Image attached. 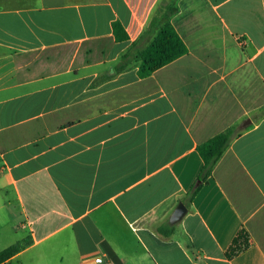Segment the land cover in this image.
<instances>
[{
    "label": "crops",
    "instance_id": "1",
    "mask_svg": "<svg viewBox=\"0 0 264 264\" xmlns=\"http://www.w3.org/2000/svg\"><path fill=\"white\" fill-rule=\"evenodd\" d=\"M159 1L0 0V250L32 240L8 264H264V0H179L187 53L115 70ZM237 124L185 204L198 147Z\"/></svg>",
    "mask_w": 264,
    "mask_h": 264
},
{
    "label": "trees",
    "instance_id": "2",
    "mask_svg": "<svg viewBox=\"0 0 264 264\" xmlns=\"http://www.w3.org/2000/svg\"><path fill=\"white\" fill-rule=\"evenodd\" d=\"M178 1L179 0L159 1L144 32L145 35H148L157 31V35L146 49L141 51L138 50L136 46H133L129 51L123 54L115 70H124L132 64L133 60H138V75L145 78L187 53L186 45L171 22L173 16L178 12ZM113 29L118 37V29H122V26L119 22H115L113 24ZM244 131L245 130L242 129L239 124L233 125L198 147V152L203 159L204 165L195 183L186 194L184 199L185 204L192 203L204 185L207 184L223 155ZM173 232L174 230L172 229L170 235L173 234ZM31 244L32 240L25 238L4 250H0V264H8L10 259ZM250 247V236L246 229L242 228L233 239L225 256L228 260H232L248 251Z\"/></svg>",
    "mask_w": 264,
    "mask_h": 264
},
{
    "label": "water",
    "instance_id": "3",
    "mask_svg": "<svg viewBox=\"0 0 264 264\" xmlns=\"http://www.w3.org/2000/svg\"><path fill=\"white\" fill-rule=\"evenodd\" d=\"M250 123H251V120H248L242 126L247 127ZM186 214H187L186 206L183 203H180L171 217V220H170L171 224L172 225L177 224L184 218Z\"/></svg>",
    "mask_w": 264,
    "mask_h": 264
},
{
    "label": "built area",
    "instance_id": "4",
    "mask_svg": "<svg viewBox=\"0 0 264 264\" xmlns=\"http://www.w3.org/2000/svg\"><path fill=\"white\" fill-rule=\"evenodd\" d=\"M97 261L101 264H108V262H105V260L102 258H98Z\"/></svg>",
    "mask_w": 264,
    "mask_h": 264
}]
</instances>
